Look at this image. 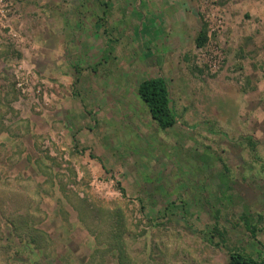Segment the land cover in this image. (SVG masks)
<instances>
[{
	"label": "rangeland",
	"instance_id": "1",
	"mask_svg": "<svg viewBox=\"0 0 264 264\" xmlns=\"http://www.w3.org/2000/svg\"><path fill=\"white\" fill-rule=\"evenodd\" d=\"M11 1L0 264L28 255L8 224L22 215L45 232L41 264H111L95 247L114 232L132 264L264 257V0ZM156 75L178 115L166 130L137 92Z\"/></svg>",
	"mask_w": 264,
	"mask_h": 264
},
{
	"label": "trees",
	"instance_id": "2",
	"mask_svg": "<svg viewBox=\"0 0 264 264\" xmlns=\"http://www.w3.org/2000/svg\"><path fill=\"white\" fill-rule=\"evenodd\" d=\"M207 40L208 28L206 24H203L197 35L196 44L197 46H202ZM137 92L160 128L166 130L178 122V115L172 106L171 92L164 76L156 75L142 80L138 85ZM32 221L24 215L19 216L15 220L9 219L10 233L19 242L23 243L24 249L29 256H22L21 252L8 254L7 259L4 260L6 264H41L44 261H42V258H45L46 250L43 245L45 232L35 227ZM214 229L219 232L217 226ZM252 231L256 232L255 229ZM112 234L111 239L107 243L99 244L102 246L95 247V250L98 252L111 251L114 256V261L111 264H132L121 232ZM2 248L8 251L11 245L10 243L2 244ZM101 258L103 257L101 256ZM107 262V260L102 259L96 264H109ZM229 264H264V257H256L240 250H231L229 253Z\"/></svg>",
	"mask_w": 264,
	"mask_h": 264
},
{
	"label": "built area",
	"instance_id": "3",
	"mask_svg": "<svg viewBox=\"0 0 264 264\" xmlns=\"http://www.w3.org/2000/svg\"><path fill=\"white\" fill-rule=\"evenodd\" d=\"M14 4L11 0H0V44L11 38L12 33L9 31L5 34L4 30L7 28L8 23L14 14ZM10 34V35H9Z\"/></svg>",
	"mask_w": 264,
	"mask_h": 264
},
{
	"label": "crops",
	"instance_id": "4",
	"mask_svg": "<svg viewBox=\"0 0 264 264\" xmlns=\"http://www.w3.org/2000/svg\"><path fill=\"white\" fill-rule=\"evenodd\" d=\"M43 14L45 15V17H44L45 21L43 22V25H42L43 30H44L43 34L46 37L47 35L52 34L53 29L56 28V26H53V24L56 20V17H55L56 15L52 10H48V9H46ZM52 15L53 16L55 15V16L52 17Z\"/></svg>",
	"mask_w": 264,
	"mask_h": 264
}]
</instances>
